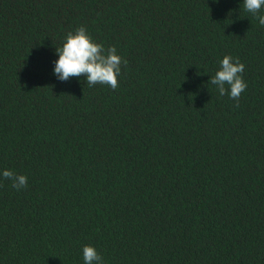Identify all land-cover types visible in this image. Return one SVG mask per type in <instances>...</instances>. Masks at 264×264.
Masks as SVG:
<instances>
[{"label": "trees", "instance_id": "1", "mask_svg": "<svg viewBox=\"0 0 264 264\" xmlns=\"http://www.w3.org/2000/svg\"><path fill=\"white\" fill-rule=\"evenodd\" d=\"M81 26L127 60L116 90L54 75ZM5 169L28 187L0 176V264H264V26L243 0H0Z\"/></svg>", "mask_w": 264, "mask_h": 264}, {"label": "clouds", "instance_id": "2", "mask_svg": "<svg viewBox=\"0 0 264 264\" xmlns=\"http://www.w3.org/2000/svg\"><path fill=\"white\" fill-rule=\"evenodd\" d=\"M243 8L264 26V15L261 14L264 11V0H243ZM56 54L59 59L54 62V75L58 80L68 81L69 78L84 76L89 87L97 84L107 85L112 90L119 87L121 66L126 67L128 63L117 54L116 47L105 49L103 44L96 43L84 26L77 28L74 33L69 32L62 47L56 48ZM244 71L245 65L239 58L226 55L220 61L219 70L209 82L216 86L221 96L228 95L236 101V106H239L241 94L248 88L243 79ZM0 176L11 181V186L17 191L28 187V178L25 175L5 169ZM82 253L84 264H104L95 247L85 246Z\"/></svg>", "mask_w": 264, "mask_h": 264}]
</instances>
